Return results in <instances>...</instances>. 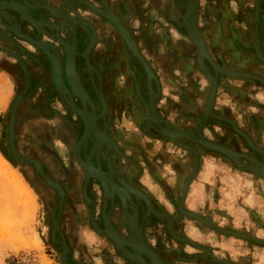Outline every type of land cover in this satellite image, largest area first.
Masks as SVG:
<instances>
[{
  "label": "flooded vegetation",
  "instance_id": "af4514ba",
  "mask_svg": "<svg viewBox=\"0 0 264 264\" xmlns=\"http://www.w3.org/2000/svg\"><path fill=\"white\" fill-rule=\"evenodd\" d=\"M15 1L20 2V0ZM181 1L182 0H166L164 3H162L160 2V0H149L148 4L150 7H153L157 16L162 17L163 20L167 21L170 26H173L176 32H181L182 29L184 30L183 26L181 25V20L184 16L186 3V1L183 0L184 10L181 14L179 12V4H182ZM105 2L108 5L109 11L114 13L119 18V20L122 22V24L125 26L129 34L133 38L138 51L150 66L152 73L154 74V77L156 79V82L151 79L152 86L151 89H148V77L143 66L137 58L131 57V53L128 49V46L125 44L118 30L109 20L101 17L96 12H94L90 8V6H87V3H89L93 8L104 9L102 5V0H79L78 2H76V4H82L78 7H75L76 13L78 8H82V16L77 13L81 17L80 24L82 25V29L78 27L76 31H74L75 35L72 29L70 30V32L64 31L60 35L61 39L68 44L67 47H69V45L72 46L71 44L74 38V40H76L75 51L78 55L75 56V68L80 76L83 90L86 92L88 99H85V102H83V97V101H80L75 96H72L71 98L75 106H77L79 109L83 110L85 108L88 119L89 116L93 115V118H95L96 129H98V131L101 132L102 135L104 134L117 147V149H115L114 145H109L108 139H106L108 141V143L106 142L107 146L105 143H99L97 138L96 146L93 149V145L97 136L95 137L93 134H91V136L87 137L86 140L80 145L78 149L79 156L82 162L85 163V167L87 169H94L97 171L100 170L104 173L107 182V190L111 192L112 197H104V189L102 184L95 178H86L83 167H81L77 161L75 154V146L84 132V121L80 118L78 114L71 111L65 101L67 98H60L55 92L54 86L50 87L49 74L51 72V68L50 64L45 60L39 59L38 63L34 61L38 68L36 74L40 76L39 83L41 84L42 90L45 92L48 86L49 90H52L50 91L51 93H46L48 96H46L45 99H42L41 103H39L38 101H36V99L32 97L34 93V87L32 86L31 80L32 74L30 75L31 70L29 68L28 63L26 62V66H28L29 68V70L27 68L28 75L26 77L27 89L26 91H24L22 95L23 99L19 103L16 110V117L14 122V146L21 156L29 157L38 161L44 175L49 180L57 183L62 189V193H59L55 188L51 187L46 182V180H44L36 172V169L32 164H20V167L24 169L22 174H24L32 189L36 192V194L39 196L44 205L48 222L47 241L49 243V246H51V249L54 250V252L57 254L63 252L62 242H65L67 246V250L65 253L67 258L66 264H76L74 262L75 257L77 262L82 261V264H87V262H89V264H96V261H101L103 256L105 257L107 262L112 257H115L117 255L122 257L121 254L116 250L113 242L103 235L104 218H107V216L111 225L115 228L116 231L120 233L122 238L127 241L130 240V228L127 217L129 216L132 222V226H136V228L133 230V235L134 237H136L135 241L137 243H135V246H138L139 244L146 245L154 251V253L162 264H167L166 258L164 257V252L162 251L159 242L161 239V235H159V230L167 234V236L175 243L179 244V247L181 245H185L188 242L185 236L183 235V223H181V220H184L185 218L184 216L179 218L177 207H175V209L173 210L175 214H172V216H170V227L172 233L178 238L176 239L168 232L166 223L164 221L158 223L154 216L150 214V212H147L145 201L140 198L141 196L137 194L138 199L136 201L134 199V195H132L131 193L135 192L134 190H132V187L135 188L136 190H138L149 198L153 209L160 213H164L163 209H161L157 205V203L150 198L145 189L139 184L138 180L140 170L138 169V167H136L134 156V150L136 151V147L134 145L137 143H134L133 131H137L143 136H150L152 138H156L155 140H164L168 142L171 141H169L165 136L160 135L158 133L156 129L157 127L154 125V123L153 126L156 128H146L145 108L136 94L135 87L138 88L140 95L146 103L148 102L149 93L152 94L154 98L157 94L156 100L154 101V98L152 99V101H154V108L156 109V113L158 117L164 120L172 130L175 129L185 132H191L192 134L197 135L196 131L203 122V115L202 112L196 113L197 110H194L191 105H185L187 110L183 111L182 115L184 117L180 118L181 116L178 115L179 122L177 121L174 124L170 123L165 118V115H163V113L159 111L158 105L160 104L164 96L163 85L161 84V80H159V78L157 77L155 68L147 58L146 54H148L147 52H149L153 56H155V59L165 69H167L169 66H175L179 68L182 72H186L187 70L186 63L188 62H186L184 58L190 62H193L194 68L198 72V75L204 77L206 82L208 83L206 99L208 97L210 83L205 77V75L198 69L196 63L197 50L195 45L187 37L186 33L185 35L191 44H185L181 46L180 42L174 43L175 45H171L172 39L169 37L170 34L168 30L164 27L162 28L161 26H158V31H151V26L154 25V21H149L148 25L147 21L144 18L139 24L141 26V30L139 31V33L141 32L140 34L142 37V41H144V44L146 46L145 50L142 47L141 43L138 41L135 32H133L129 26V23L132 22V19L134 20V18H136L137 20H139L141 18L137 13V7L141 6V4H138L140 0H105ZM199 2L200 0H198V6L196 11V24L198 30L203 36L207 53L209 57L213 59L212 61H214L223 70L244 73L247 75H255L264 79V70H262L264 68L261 67V65L264 64L260 63L256 59V55L254 52V0H251L253 52L248 51V55H246V60L244 61L245 65L243 64L241 67H226L224 63L222 64L220 62L221 60L219 61L216 56L211 54V50L215 49L216 51H221L226 49V51H228L229 49L223 46V44L227 42L228 44H230L229 46L232 47H230L232 55H243L245 51L241 50H244L243 45L245 43V36L247 35L242 30L231 29L233 24V18L227 15L228 13L226 9L223 14L220 5L218 6L219 12H217L216 14L217 20L213 22V26L211 24L206 25L207 29L214 28L215 32L219 30L226 32L227 37L225 39H218L217 37L219 36L213 34L214 32L212 34H209L211 32L207 33V29L205 31L198 25ZM11 3L13 6H20L24 10H28L30 8L26 3L23 5H19L18 3L13 2V0L9 2V4ZM118 3H125L132 7V18L126 19L125 17H123V15H121V13L118 11L120 5ZM0 5H2L3 7L2 3H0ZM70 8L71 10H73V7L70 6ZM262 8L264 9L263 4ZM56 12L58 16H61L62 11ZM0 15L5 17L6 22L11 20V18L6 13L2 12V14ZM72 16L74 17L72 13H69L66 17H64L67 22V25L70 28L76 23ZM237 18H239L240 20L246 19L244 13L240 14V12L238 13ZM227 19H231V27L230 21L228 22ZM41 22L43 23V21ZM226 23L229 26H227ZM36 24L39 27L40 23L36 22ZM49 26L56 29L58 33L63 31L61 28L62 26H54L53 24H49ZM9 27L10 30H15L19 32L20 35H25L41 42L49 41L54 44V42H52L48 36L37 35L35 30L31 27L30 28L33 31L25 29L22 23L20 24V30L18 24L13 25L11 22H9ZM263 29L264 11L260 13V19L258 24L259 38L261 39L260 46L264 54V31H262ZM227 31L231 34V37H228L229 35ZM208 35H210V37ZM5 41L8 43L14 42L16 45L12 44L13 48H11ZM56 46L60 54L61 59L59 64L63 72V65L65 63V52L62 46H59L58 44H56ZM18 47L24 48L25 50L34 51V48L26 40L12 35L10 31L5 30L3 28L0 22V48L4 50H9L12 54H17L20 53ZM174 49H176V52H173L175 51ZM86 50L89 52L88 62L92 67L91 70L88 69V66L86 65V62L83 57L79 56V53L84 54ZM172 52L177 56V58L174 57L173 60L170 57L168 58L167 56L170 55V53ZM167 58L169 60H167ZM207 67L212 73V69L208 64ZM128 68H130L133 72V76L128 71ZM5 69L12 72L19 71V73L21 74V89L16 94L17 96L24 90L25 87L26 79L24 77V74L19 66V63L16 61L14 62V64H7L6 62ZM121 75H125V77H122L123 80L120 81V84L123 85L122 87H119L118 78ZM186 75L187 79L190 82L188 84H190V86L194 88V82L197 81L196 77H192L191 71H188ZM219 75L220 74L217 75V79ZM234 78L250 82L252 80L239 76H235ZM192 79L193 82L191 81ZM253 81L254 83H256V85H245L244 82L243 86L245 88H248L249 90H252V92H255V94H257L261 90H263L264 92L262 84L256 80ZM65 85L67 90L70 92V87L67 85V83ZM149 90H151V92ZM189 92H192L193 94L195 93L193 90L191 91V88ZM177 95L179 97V101L181 103H184L183 91L179 90V93H177ZM66 97L69 98V95H67ZM100 98L103 100L104 106ZM193 98L194 97L189 96V104H193ZM82 102L85 104H83ZM91 104L94 108L93 112ZM53 107H55L56 109ZM10 109L7 116L5 117V120L3 121L5 135L3 137L2 146L5 151L9 153L11 160L15 162L12 158L9 146L6 143L9 129L8 122ZM85 111H83V113ZM212 112H214L213 105ZM125 114H127L129 118H132L134 124L136 125V128L132 130L126 129L125 131H123L119 128V126H117L116 123H114L116 120H120V127H124L123 120H125ZM217 115L221 116V114ZM220 118H223V116H221ZM188 120L191 122V125H187L186 123H184ZM237 126L245 131L244 128L240 127L239 125ZM206 128L212 129V131L214 132L213 134L210 133V137H207L204 134V130ZM92 129L89 131H94V129ZM202 133L206 140L209 139L212 140V142L215 141L218 144L220 143V145H223L225 147L227 146V148L229 147V149L231 148V150L233 149V151L235 150L236 152H240L241 154H248L250 156H254L255 158H257V160H261L260 155L256 151L252 150L246 144L245 140L239 134L232 130L230 124L227 122L208 117V121L202 125ZM55 140H59L64 147L62 155H60L59 152H55L54 150L53 144ZM183 141L184 144H186L187 146L193 147L197 150V158H199V154L202 151L205 153H212L216 156H221L219 153L207 150L193 141ZM127 150H130L129 155L126 154ZM186 152V154L189 155L191 160L192 154L188 151ZM223 160L229 161L225 157H223ZM240 160L243 164L254 166V164L247 159L241 158ZM262 160L264 162V158H262ZM90 163L92 164V167ZM108 163H110L109 167ZM88 165L90 167H87ZM122 181L125 182L126 186L122 184ZM113 182L118 187H114ZM117 192L121 196L127 197L125 200V206H122L120 199L116 195ZM147 213L149 214L148 216H146ZM53 217L57 221L56 228H54L53 226ZM151 224H155V226L157 225V227H151ZM136 229L139 231L138 235ZM150 236L152 237V239H150ZM150 240L153 241L151 242ZM179 247L177 249H179ZM129 250L132 251L131 249ZM201 254H203V251H201ZM140 255H142V257L146 260L147 264H150V261L146 257V255ZM209 255L210 254L208 253L206 254V257L209 258L208 260H210ZM58 259L60 263V258L58 257ZM123 259L126 261L127 264H134L125 258ZM152 260L154 264H158L155 259ZM204 261L206 263V260H201V264ZM223 261L228 262L226 260ZM217 263L212 262L209 264Z\"/></svg>",
  "mask_w": 264,
  "mask_h": 264
},
{
  "label": "crops",
  "instance_id": "0c3cea01",
  "mask_svg": "<svg viewBox=\"0 0 264 264\" xmlns=\"http://www.w3.org/2000/svg\"><path fill=\"white\" fill-rule=\"evenodd\" d=\"M165 1L166 0H160L162 3ZM203 1L207 3L210 0H200L198 8L199 22L209 25L211 24L213 26V22L217 20L216 14L219 12V5L223 11V14L226 9L228 13L227 15L232 17L226 0H212V6H203ZM43 2L56 7L58 10L63 8V5L59 0H43ZM39 7H42L41 3H36V5H34L35 9ZM242 9L244 10L245 6L242 7ZM77 13L82 16V8H78ZM43 14L44 12L42 11L32 13L33 17L38 20L41 19L40 17ZM49 20L54 23L53 25L61 26L60 22H57L53 19ZM230 20H228V22ZM38 22L40 25L37 28L38 31H41V26L43 23L41 21ZM52 23H47L46 25L49 26V24ZM22 25L25 29L32 30L26 23H22ZM227 26L229 25L227 24ZM208 31L211 32L209 34L214 32L213 34L219 36L217 37L218 39H225L227 37L226 32H223L222 30L215 32L214 28H211ZM62 33L63 32H60L58 35L60 38V34ZM227 33L229 35L228 37H231V34L228 31ZM208 36L210 37V35ZM229 45L230 44L227 42L223 44L224 47L229 49L228 51H226V49L221 51H216L214 49L211 50V54L216 56L217 59H220V56L217 54L225 53V51L230 53L229 51L231 50V46ZM28 51L32 52V54L36 56L33 50ZM22 59L25 63H28L31 70L30 75L32 74L31 80L32 86L34 87V93L32 97L41 103L42 99H45L46 96H48L46 93L49 94L52 90H49V86L46 88L45 92L42 90L41 84L39 83L40 76L36 74L38 71L36 63L26 57H22ZM10 60L14 62L13 59ZM167 60L169 59L167 58ZM184 60L188 62L186 63V72L191 71L192 77H196L197 80L200 79L199 77L201 76L198 75V72L194 68L193 62H190L185 58ZM189 63L192 67L190 70L187 66ZM49 77L50 87H53L54 85L52 84L53 79L51 72ZM184 78L187 80V75L182 76V83L186 82ZM217 80L218 86L213 104V113H216V116H219L217 114H221L223 118H226L232 122L233 120H231V118L234 115V112L238 114L237 110H240V114L246 115L248 118L252 117V115L255 116L257 118L256 121H253V125L250 123V127L245 128L246 132L239 128L234 122L233 123L237 128L241 129L249 136L252 143L258 149L264 152V102L258 100L257 102L259 104L256 105V100L254 98L255 92L245 88L243 86V80L235 78L228 79L227 76L223 74H220ZM191 81L193 82V79ZM182 83L175 87H177L180 91H183L184 103L179 101V97L178 99H175L174 102L169 101L170 108H173H171V110H173L171 113L173 114H171L169 117L165 114V118L172 124L178 121V115L181 116L180 118L184 117L182 115L183 111L187 110L185 105H191L194 110H197L196 113L202 112L203 115L204 104L208 90H206L205 94H193L192 92H189L190 88L187 85H183ZM189 96L195 98H193L194 101L192 100L193 104H189ZM248 98L252 99L254 102H246ZM159 107L160 104L158 105V109ZM159 111L161 110L159 109ZM239 118L242 119V115H239ZM247 122L248 121H246V123ZM184 123L191 125L189 120ZM210 133H214L212 129L206 128L204 130V134L207 137H210ZM133 134L134 143H137L134 145L136 147V151L134 150V156L136 167H138L140 170L138 180L139 184L145 189L150 198L154 200L161 209H163L165 214L172 216V211L175 209V207H177V204L180 200L183 184L192 170V156L190 160L189 155L185 154V152L182 151L178 145L173 144L172 142L164 140L151 141L152 137L145 136V138H150V143L146 144V142L142 140L140 133L133 131ZM126 154L129 155L130 150H127ZM246 155L257 160V158L254 156H250L248 154ZM259 155L260 157L264 158V154L260 153ZM223 161L224 160L221 158H216L215 155H211L203 151L199 154L197 172L188 185L183 208L202 217H208L219 228L243 233L245 235L264 240V180L250 172L238 170L235 165L234 166L237 168L238 172L240 171L241 175H234L233 173H230L228 178L226 172L222 170V167L226 166L223 165ZM259 161L263 162V160ZM251 167H255V164ZM236 186L238 188H236ZM156 192L157 194H155ZM134 199L136 200V198ZM150 205L152 206L151 202ZM181 217L179 216V218ZM184 218V220L191 222V225L185 224V221L181 220V223H183L182 232H186V229L189 226L193 229H196L198 233H201V238L199 240L193 238V241H195L193 242L185 233L187 236L185 238L187 239L188 243L179 247V244L175 243L167 236V234L159 230V235H161L159 242L161 249L164 252V257L166 258L167 264H201V260H206V263L204 261L202 264H209L215 262L211 260V258L226 260L228 261L226 264H264V245L257 244L253 241L236 236L219 233L208 226L202 225L196 220L189 219L185 216ZM156 220L158 223L163 221L158 219ZM150 226L154 227L155 224H151ZM49 247L51 248V246ZM178 247L179 249H177ZM201 251H203V254H199ZM207 253L210 254V260H208L209 258L206 257ZM98 261L100 262L99 264H124L126 262L119 255L112 257L110 260H108V262L104 256L101 261ZM74 262L76 264H82V261L77 262L76 257ZM87 264H89V262H87Z\"/></svg>",
  "mask_w": 264,
  "mask_h": 264
},
{
  "label": "water",
  "instance_id": "95a60500",
  "mask_svg": "<svg viewBox=\"0 0 264 264\" xmlns=\"http://www.w3.org/2000/svg\"><path fill=\"white\" fill-rule=\"evenodd\" d=\"M59 1L62 3L64 8H61V9L58 10L56 7H54L52 5H49L47 3H44L43 0H39V1H36V0H20V2L13 0V2H16L19 5H23L25 3L28 4L30 9L28 11H26V9L25 10L24 9L20 10V8L11 6L9 4L10 0H0V3H2L3 6H4V8H2L1 11L6 13L11 18V20L6 22L5 21V17L0 15V21H1V25L3 26V28L5 30L10 31V33L12 35L16 36V37H20V38L26 40L34 48V53L38 57V58L35 57L32 54V52H30L28 50H25L24 48H20V47H18L20 53H17V54H12L9 50H3L2 49V51L6 52L7 54H11L14 57V59L19 63V66H20V68H21V70H22V72L24 74L25 79L27 77L28 71L26 69V66L24 65V61L22 59H20V57L21 58L22 57H26L28 59H31V60L35 61L36 63L39 62V59L45 60V61H47L50 64L51 74H52V78H53L52 82H53V85H54L55 92L57 93V95L59 97H62L63 99H65V94H63V91L67 95H69L70 92L73 93L74 90L76 91V89H75L76 85H77L76 88L78 87L82 91V87H81L80 81L78 79V75L76 74L75 66H74V57H75V55H77V53H71V55H70L71 59L69 60V52L65 48V45L67 43L64 40H62L61 38H59L58 35H59L60 32L58 33L56 29H51L46 24L47 23H52L49 19H53V20H56L57 22H60V24L62 26V27L61 26L60 27L63 30L62 32H64V31L70 32L71 28L67 25V22H66L64 17H66L69 13H72L74 15V17L73 16L72 17L77 22V23H75V26H74L73 30L76 31V29L78 27L80 29H82V27L78 24L80 16L75 12V7H78V6L82 5V4H79V3L76 4V2L79 1V0H59ZM68 1L71 3L70 6L73 7V10H71L70 6L66 3ZM185 1H186V3H185V12H184V19H183V24L185 25V29H186L185 33L190 38V40L194 43V45L196 46V49H197L196 61H197L198 68L200 70H202L203 74L206 76V78L208 79V81L210 83V89H209L208 97L206 99L205 108H204L203 122H202L201 126L198 128V130L196 131L197 135H195V134L192 135L191 132H185V131H180V130H177L178 131L177 134L170 133V132H165V131H163L164 128L161 125H159L156 120H154L155 121L154 125L157 126L160 130H162V131L159 132L158 128L154 127L153 124L150 123V121L148 120V116H149L148 105L151 102L150 93L148 92L149 93L148 94V102L146 103L144 101V99L141 97V95L139 94L138 89L135 87L136 94L139 97V99L141 100V102L143 103L144 108H145L146 128H149V126H150V128H156L160 135L165 136L167 139L173 141V143L175 142L176 145H178L179 147L187 150L193 156V169H192L191 174L186 178V180H185V182L183 184L182 191H181V198H180V200H179V202L177 204V210H178V213H179L180 217L181 216H185V217H187L189 219L197 220L202 225L208 226V227L214 229L215 231H217L219 233L236 236V237H239V238H243V239H247V240L253 241V242L257 243V244L264 245V240H261V239H258V238H254V237H251L249 235H245L243 233H239V232H235V231L219 228L208 217H204L203 216L204 217L203 218L202 216H200L198 214H195V213H192V212H190V211H188V210L183 208V203H184V200H185V196H186V191H187L188 185H189V183L191 182V180L193 179L194 175L197 172V168H198L197 154H198V152L193 147H190V146H187V145L185 146V145L177 143L176 140H190V141H193V142L199 144L200 146H202L203 148H205L207 150L217 152V153H219V154H221L223 156H227V157H229L231 159V161L238 168V170L250 172V173H252V174H254V175H256V176H258V177H260V178H262L264 180V170H262V168L264 167V162H260L259 160H256V159H254L252 157L249 158L246 154H242V156L240 158H244V159H247V160L251 161L257 167L254 168V167H251V166H247V165L241 163L240 160L237 157H235V155L236 156L239 155L238 153H236V152H234V151H232V150H230V149H228V148H226L224 146L216 144L214 142L207 141V140H205L202 137V125L205 124L208 121V117L214 118V116H216V115H214L212 113L211 107H212V105L214 103V99H215V96H216V91H217V86H218V83H217V75L218 74H223V75H226V76H229V77L230 76H239V77H245V78H249V79H252V80H256V81H258V82H260L262 84L263 88H264V79H262V78H260L258 76H255V75H246L244 73L232 72V71L231 72H227L226 70H223L218 65H216V63H214L212 61V59L209 58V55L207 54V51H206V47L204 45L203 36L200 33V31L197 29V24H196V22H197V13H196V10H197L196 4H197V2L195 0H185ZM261 1H262V4L264 5V0H261ZM36 3H41L42 7H39V8H36V9L35 8L32 9V6L36 5ZM4 4H6V5H4ZM74 4H76V5H74ZM102 5H103L104 9H100V8H97V9L92 8V9L95 10L97 12V14L100 15L101 17L109 20L114 25V27L118 30V32L122 36L125 44L128 46V49H129V51L131 53V57L137 58L138 61L143 66V68H144V70H145V72L147 74V77H148L147 78V88L151 89L152 84H151V80H150V83H149V80H148L149 79V75L151 74V76L153 78L152 80H154L155 82H156V79L154 77V74L152 73V70H151L150 66L145 61V59L140 54V52L138 51L136 43L134 42L133 38L131 37V35L129 34V32L125 28V26L122 24V22L119 20V18L114 13L109 11L108 5L105 2V0H102ZM87 6L92 7L89 3H87ZM257 6H258V10H260L259 5H257L255 3V12L257 11ZM39 11L44 12V14L41 15V17H40L41 19L38 20V19H35L33 17L32 13L39 12ZM54 11H59V12L62 11L61 16L56 15V13ZM38 21H43V25L41 26V29H42L41 31H38L37 28L35 27V22H38ZM9 22H11L13 25L18 24L19 30H20V24L21 23H26L27 25H29L31 28H33L35 30L37 35H46V36H48L49 39L52 42H54V44L53 43L41 42L39 40L32 39L31 37H28V36H25V35L17 36V34L14 31L10 30ZM52 24H54V23H52ZM54 26H56V25H54ZM74 31H73V33L75 35ZM74 39H73V41H74ZM6 43L11 48H13L12 44L16 45L14 42H12V43L6 42ZM56 44H58L59 46H62L63 50L65 52L64 79L62 77V72H61L58 64L55 65V63L53 61V57H51L53 51H56L57 53H59ZM254 51H255L256 57H258L260 60H264L263 51L261 49V46H259V44L257 45V43H254ZM79 56L83 57V59L86 62V65L89 68H92L91 65L88 62L87 55L79 54ZM59 57H60V54H58L57 60L60 59ZM68 60L72 61V69H73V71L75 73V76H76L75 77L76 78V80H75L76 85L72 84L70 82V77L68 75V67H67ZM207 64L211 67L212 73L209 71V68L207 67ZM128 71L130 72V74L132 76L134 75L130 68H128ZM227 73H229L230 75H227ZM64 80L67 82L68 86L70 87V92L67 90V88L65 86V83H64ZM26 89H27V81L25 82V87H24L23 92L26 91ZM77 91H79V90L77 89ZM21 94H22V92L19 93L16 96L15 100L12 103V106H11V109H10V113H9V122H8L9 129H8V137L6 139V143L9 146V150L11 152L12 158H13V160L16 163L32 164L35 167L36 172L44 180H46V182L51 187L55 188L59 193H62L61 187L57 183L49 180L44 175V173L42 172V170L40 168V164H39L38 161H36L35 159H32V158H29V157L21 156L18 153V151L16 150L15 146H14L13 137H14L15 112H16V108H17V105H18V101L21 100ZM78 99L80 100V98H78ZM65 101H66L67 105L69 106V108L71 109V111L76 113V114H78L80 116V118L84 121V132H83L81 138L79 139L78 143L81 142V140L84 138L86 133L89 134V137L91 136V134H93L96 137L95 131H92L91 134L88 132L89 131V128H88L89 127V123L87 121L88 118H87V115H86V117H85V115L83 117V115L81 114V111H83V110H81L77 106H75L74 103L72 101H70L69 99H66ZM102 104H103V101H102ZM91 107H92V112H93L94 108H93L92 105H91ZM84 110H85V108H84ZM151 110H152V112H156L154 107H152ZM216 117L220 118L218 116H216ZM216 120H221V121H225V122L229 123L231 128H232V130L234 132H236L237 134H239L245 140L246 144H248L249 147H251L254 151H258V152L260 151V153H261V150L260 149L258 150V148L250 141V138L247 136V134L244 133L243 131L239 130L234 125V123L232 121H230V120H228L226 118H220V119H216ZM95 127H96V125H95ZM147 130H149V129H147ZM106 139H108V138L106 137ZM96 142H97V137H96V140L94 142L93 149L96 146ZM77 144L75 146L76 158H77V161L80 164V166L83 167L85 175H86V178L91 177V178H95V179L99 180V182L102 184L103 189H104V197H106V198H107V196L112 197L111 192H109L107 190V185L105 183L104 177L101 176V175H96L95 173L92 172L93 170H89V169H87L84 166L85 163L82 162V160H81V158L79 156V151L77 150ZM113 145H114V148L117 149V147H116V145L114 143H113ZM106 146H107V144H106ZM93 149H92V151H93ZM261 160H262V157H261ZM109 166H110V163H108V167ZM100 173L103 174V172H101V171H100ZM122 184L126 186L124 181H122ZM113 185H114V187L115 186L118 187L116 184H114V182H113ZM132 190L135 191V193L133 192V195L135 197H137V194H139V195H141L143 197L142 199L145 201L147 212L150 210L151 214L156 219H158L160 221H162L161 218H164L166 220V227L168 229V232L174 238L178 239L172 233L171 227L168 224V220L170 219V215H167L165 213H157L153 208L150 207V202H149L148 197L146 195L142 194L141 192H139L138 190H136L133 187H132ZM116 195L121 200V203H122V206H123L124 205V200H123L122 196L119 193H117ZM60 198H61V196H60ZM148 215L149 214L147 213L146 216H148ZM127 217H128V223H130L132 225V222H131L129 216H127ZM53 226H54V228L57 227V221L55 220L54 217H53ZM103 232H104V235L107 238H109L110 240L113 241L117 251L121 254V256L123 258L129 260L130 262H132L134 264H147L146 260L141 255L134 254L135 252H137V249H136V246H135L136 241H135V237L133 236L132 230H130V241L125 240L124 238H122L119 235H117L116 231L114 230V228L111 225V223H110V221L108 219V216H107V218H104V230H103ZM179 240H181V239H179ZM62 247H63V252L58 254V256L60 258V263L59 264H66V259L67 258H66V254L65 253H66V250H67V246H66L65 242H62ZM129 249H131L132 251H130ZM143 249H144L143 254L146 255V257L149 259L150 264H153L152 258H154L157 261L158 264H161L160 260L158 259V257L156 256V254L154 253V251L152 249H150L147 246H143ZM211 260H213L215 262H218V263H221V264H226L225 261L220 260V259L211 258Z\"/></svg>",
  "mask_w": 264,
  "mask_h": 264
},
{
  "label": "rangeland",
  "instance_id": "374dc122",
  "mask_svg": "<svg viewBox=\"0 0 264 264\" xmlns=\"http://www.w3.org/2000/svg\"><path fill=\"white\" fill-rule=\"evenodd\" d=\"M148 3L149 0H140L138 4H141V6L137 7V13L141 18L139 20L134 18V20L132 19V22L129 23L130 29L135 32L138 41L141 43L144 49L146 48V46L144 44V41H142V37L140 34L141 32L139 33V31L141 30V26L139 24L144 18L147 21L148 25L149 21H154V25L151 26V31H158V26L166 28L170 34L169 37L172 39L171 45H175L174 43L180 42L181 46L185 44H191L188 41L185 35V31L183 29L181 30V32H176L173 26H170L169 23L167 21H164L162 17L157 16L153 7H150ZM181 3V5L179 4V12L182 14V11L184 10L183 0L181 1ZM204 3L205 2L203 1V6H212V0L208 1L205 4ZM226 3L230 8V13L233 18V24L231 29L242 30L247 35L245 36L244 40V50H241L245 52L243 53V55H232L231 50L229 51L230 53L225 51V53L217 54V52H215L217 55L220 56L219 61L221 60L220 62L222 64L224 63L226 67H241L243 64L245 65L244 61L246 60L245 57L246 55H248V51L253 52L251 0H226ZM118 4H120L118 11L121 13V15H123V17H125L126 19L132 18V7L125 3ZM244 6L245 9L243 10L242 7ZM239 12L240 14L244 13L246 18L245 20H240L239 18H237ZM198 25L200 28L206 31L207 25L205 23H201L198 21ZM262 31H264V29ZM206 32L208 33L209 31ZM174 50L175 51L173 52H176V49ZM173 52L170 53V55L168 56V58L170 57L172 60L174 59V57L177 58V56ZM147 53V58L153 64L157 73V77L159 78V80H161V84L163 85L164 96L162 99V103L160 102L159 109L161 110L163 115L166 114V116L169 117L171 116V114H173L171 113L173 112V110H170L169 101L174 102L175 99H178L177 93H179V89L175 86H178V84L182 83L181 78L183 75H186L185 73L187 72H182L179 68L175 66H169L167 69H165L155 59V56H153L149 52ZM9 58L13 59L14 62L16 61L11 54H7L6 52L2 51V48H0V146L2 145L3 137L5 135L3 121L5 120V117L9 112V109L16 94L21 89V74L19 73V71L12 72L5 69L6 62L7 64H14V62H12ZM187 66L189 70L192 69L190 63L187 64ZM261 67L264 68V65H261ZM122 77H125V75L119 76V87H122L123 85L120 84V81L123 80ZM234 77L227 76L228 79ZM199 78L200 79L194 82V88H192V86L188 84L190 83L188 79L186 80L184 78L186 82L182 84L189 86L191 88V91L193 90L197 95L198 93L205 94L208 88V83L206 82L204 77L201 76ZM244 82L245 84L256 85L253 80H251V82ZM254 98L256 100V105L259 104L257 102L258 100L264 102L263 90L255 94ZM246 102L252 103L254 101L248 98ZM166 107L168 108V110ZM237 112L238 114L234 112V115L232 116L231 120H233L237 125L244 129L246 127H250L253 121H256L257 119L253 115L252 117L248 118L246 115L240 114V110H237ZM239 115H242V119L239 118ZM246 121H248V124L246 123ZM120 122V120H116L114 123H116L117 126H119V128L123 131H125L126 128L131 130L136 128V125L134 124L132 118H129L127 114H125V120H123L124 127H120ZM141 137L142 140L146 142V144L150 143V138H145V136L143 135H141ZM155 139L156 138H151V141H154ZM53 146L55 152H59L60 155L63 154L64 147L59 140H55ZM179 148L184 151L185 154L187 153V150L181 147ZM209 154L213 155L212 153ZM215 157L221 158L223 160V157L221 156L215 155ZM1 158L4 159L0 154V159ZM4 161L5 164L0 161V264H59L58 254L55 253L54 250L49 247V243L46 240L48 222L45 208L41 199L32 189L24 174H22L24 169L20 167V164H16L13 161V164H11L5 159ZM223 163V165L226 166L222 167V170L226 172L228 178L230 173H233L234 175H241L240 171H237V168L234 166V164L226 160H224ZM226 168H228L229 170ZM236 188L238 187L236 186ZM155 194H157V192ZM172 212L173 214H175L174 211ZM184 221L185 224L191 225V222L187 220ZM155 227H157V225ZM185 233L187 234V236H189L188 238L192 241L193 238L197 240L201 238V233H198L196 229H193L189 226L187 227L186 232L183 231V235ZM186 234L184 235L185 237H187ZM150 239H152V237ZM150 241L152 242V240ZM96 263L99 264L100 262L97 260ZM124 264L127 263L125 262Z\"/></svg>",
  "mask_w": 264,
  "mask_h": 264
},
{
  "label": "bare ground",
  "instance_id": "6f19581e",
  "mask_svg": "<svg viewBox=\"0 0 264 264\" xmlns=\"http://www.w3.org/2000/svg\"><path fill=\"white\" fill-rule=\"evenodd\" d=\"M11 1V0H10ZM196 2H197V4H196V8H197V6H198V0H195ZM78 2V1H77ZM67 3V2H66ZM69 3V4H68ZM68 5L70 6V2L68 1ZM82 3V2H81ZM255 3L257 4V5H259V7H260V10H258V6H257V11L255 12ZM80 4V3H79ZM4 5H6V4H4ZM11 6H13L12 5V3L10 4ZM14 7H16V6H14ZM253 7H254V14H253V25H254V43H257V45L259 44V46H260V41H261V39L259 38V30H258V24H259V19H260V13L262 12V11H264V9L262 8V1L261 0H254V4H253ZM2 8H4V6L2 7V5H0V14H2V11H1V9ZM17 8H20V10H22L23 8L22 7H17ZM34 8V6H32V9ZM91 9L93 8V7H90ZM30 9V8H29ZM28 9V10H29ZM94 9H96V8H94ZM27 9H26V11H28ZM93 10V9H92ZM94 12H96L95 10H93ZM197 11V10H196ZM55 13H56V15H58L57 14V12L56 11H54ZM4 13V12H3ZM97 13V12H96ZM183 19H184V16H183ZM183 19L181 20V25L183 26V28H184V30L186 31V29H185V25L183 24ZM80 20H81V17H80V19H79V22H78V24L82 27V25L80 24ZM38 23V22H37ZM77 23V22H76ZM74 26H75V24L71 27V29L73 30L74 29ZM35 27L37 28L38 26H37V24H36V22H35ZM50 27V26H49ZM50 28H52V27H50ZM52 29H54V28H52ZM198 29V28H197ZM12 31H14L17 35H19V36H21L20 34H18V32L17 31H15V30H12ZM74 31V30H73ZM122 37V36H121ZM188 37V36H187ZM189 38V37H188ZM123 39V38H122ZM190 39V38H189ZM191 41V40H190ZM192 42V41H191ZM46 43H48V42H46ZM193 43V42H192ZM64 44V43H63ZM194 44V43H193ZM72 46H70L69 45V47H67V44L65 45V48H66V50L69 52V60L71 59V53H77L76 51H75V45H76V40H74V41H72V44H71ZM205 45V44H204ZM196 47V46H195ZM89 48V47H88ZM88 50V49H87ZM85 51V53H84V55H87V58H88V51ZM197 50V49H196ZM207 51V50H206ZM255 52V51H254ZM58 54L59 53H57L56 51H53V53H52V55H51V57H53V61H54V63H55V65H57L58 64V66H59V68H60V70H61V66H60V64H59V62H60V59H58L57 60V57H58ZM79 54H82V53H79ZM197 54V53H196ZM208 54V53H207ZM78 55V54H77ZM83 55V54H82ZM256 55V54H255ZM264 55V54H263ZM76 56V55H75ZM204 58V57H203ZM210 58V57H209ZM20 59H21V57H20ZM256 59L260 62V63H262V64H264V60H260L258 57H256ZM68 60V63H67V67H68V75H69V77H70V82L72 83V84H75L76 85V83H75V80H76V76H75V73H74V71H73V69H72V61H69ZM213 60V59H212ZM65 61V60H64ZM214 62V61H213ZM53 63V64H54ZM196 63H197V61H196ZM215 63V62H214ZM24 65L26 66V63L24 62ZM64 65H65V63H64ZM63 65V66H64ZM217 65V64H216ZM74 66H75V57H74ZM198 66V65H197ZM26 69H27V66H26ZM88 69H91V68H89L88 67ZM199 69V68H198ZM200 70V69H199ZM28 71V70H27ZM75 71H76V74L78 75V79H79V81H80V84H81V80H80V76H79V74H78V72H77V70H76V68H75ZM201 72H202V70H200ZM61 72H62V70H61ZM227 72H231V71H227ZM203 73V72H202ZM28 75V74H27ZM63 75H64V68H63V72H62V77H63ZM227 75H230L229 73H227ZM247 75V74H246ZM206 77V76H205ZM233 77V76H232ZM53 79V78H52ZM151 79H153L152 78V76H151V74L149 75V83H150V80ZM26 81H27V79H26ZM25 81V82H26ZM64 83H65V81H64ZM67 83V82H66ZM65 83V84H66ZM68 85V84H67ZM74 85V86H75ZM66 86V85H65ZM77 86V85H76ZM76 86H75V89H76V91L74 90L73 91V93L72 92H70L69 93V98L68 97H66L67 96V94L63 91V94H65V98H67V99H69L70 101H72V96H75V97H78V98H80V100L81 101H83V102H85V99H88V96H87V94H86V92L83 90V87H82V84H81V87H82V91L77 87L76 88ZM137 88V87H136ZM77 89L79 90V91H77ZM138 89V88H137ZM150 92H151V90H149ZM139 92V91H138ZM23 91H22V94H21V100L20 101H18V105H19V103L22 101V99H23V97H22V95H23ZM140 94V93H139ZM156 97H157V94L155 95ZM84 99H83V98ZM142 97V96H141ZM156 97L154 98V96L152 95V94H150V98H151V102H150V104L148 105V110H149V116H148V120L150 121V123H154L155 121L154 120H156L157 121V123L159 124V125H161L164 129H163V131H165V132H170V133H175V134H177V130H175V129H171L170 127H169V125L167 124V123H165V121L164 120H162V119H160L159 117H158V115H157V113L156 112H152V110H151V108L152 107H154V101L156 100ZM60 98H62V97H60ZM139 98V97H138ZM154 98V101H152V99ZM83 99V100H82ZM101 99V98H100ZM102 100V99H101ZM140 100V99H139ZM103 101V100H102ZM141 101V100H140ZM73 102V101H72ZM82 102V103H83ZM89 102V101H88ZM142 103V102H141ZM83 104H85V103H83ZM143 104V103H142ZM18 105H17V107H18ZM75 105V104H74ZM92 105V104H91ZM103 105H104V102H103ZM144 106V105H143ZM205 106V105H204ZM155 109V108H154ZM16 110H17V108H16ZM156 110V109H155ZM211 110H212V107H211ZM83 111H85L84 109H83ZM83 111H81V114L83 115V117H84V115H85V117H86V112H84L83 113ZM213 113V112H212ZM203 115H204V111H203ZM15 117H16V112H15ZM88 118V117H87ZM214 118L215 119H220V118H217L216 116H214ZM86 119V118H85ZM90 120V121H89ZM88 121V123H89V130H91L92 128L94 129V131H95V135L97 136V138H98V141H99V143H102V144H106V142L108 143V141L106 140V137H105V135L103 134H101V132H99L98 131V129H96V127H94L95 126V118H93V115H91V116H89V119L87 120ZM15 122V121H14ZM145 124H146V121H145ZM157 127V126H156ZM149 128H150V126H149ZM158 128V127H157ZM92 129V130H93ZM158 131L160 132V131H162V130H160L159 128H158ZM90 134L92 133V131H88ZM245 133V132H244ZM192 134V133H191ZM193 135V134H192ZM248 136V135H247ZM87 137H89V134H87L86 133V136H84V138L81 140V142H79L78 144H77V150L79 149V147H80V145L82 144V142H84L85 140H86V138ZM202 137H203V135H202ZM249 137V136H248ZM204 138V137H203ZM13 139H14V137H13ZM205 139V138H204ZM169 140V139H168ZM206 140V139H205ZM169 141H171V140H169ZM207 141H209V140H207ZM250 141H251V139H250ZM171 142H173V141H171ZM176 142L177 143H179V144H182V145H185L186 146V144H184V141L183 140H176ZM210 142H212V141H210ZM252 142V141H251ZM175 143V142H174ZM214 143H216V142H214ZM102 144H101V146H102ZM110 144H112L113 145V143L109 140V145ZM216 144H218V143H216ZM220 145V144H219ZM248 145V144H247ZM100 146V147H101ZM221 146H223V145H221ZM100 147H99V149H100ZM225 147V146H224ZM227 148V147H226ZM251 148V147H250ZM229 149V148H228ZM231 150V149H230ZM253 150V149H252ZM259 150V149H258ZM79 151V150H78ZM233 151V150H232ZM234 152H236V151H234ZM256 152H258V151H256ZM92 153H93V151H92ZM96 153V152H95ZM236 153H238V152H236ZM259 154H260V151L258 152ZM239 155L238 156H236L235 155V157H237L239 160L241 159L240 157L242 156V154L241 153H238ZM261 154H264V152H262V150H261ZM226 158H228L230 161H231V159L229 158V157H227V156H225ZM249 157V156H248ZM250 158V157H249ZM0 161L3 163V164H5V161H4V159H0ZM232 162V161H231ZM240 162H241V160H240ZM261 162V161H260ZM192 163H193V156H192ZM233 163V162H232ZM242 163V162H241ZM19 164H21V163H19ZM91 164V163H90ZM85 166V165H84ZM87 167H90L89 165L87 166ZM91 167H92V164H91ZM255 167H257L256 165H255ZM254 167V168H255ZM192 169H193V166H192ZM94 170V169H93ZM262 170H264V167L262 168ZM96 171V172H95ZM93 173H95L96 175H101V176H103L104 177V179H105V176H104V173L102 174V173H100V170L99 171H97V170H94V171H92ZM191 172H192V170H191ZM191 172H190V174H191ZM189 174V175H190ZM188 175V176H189ZM187 176V177H188ZM99 181V180H98ZM105 183H106V185H107V182H106V179H105ZM131 189V188H130ZM118 193V192H117ZM116 193V194H117ZM132 193V195H133V192H131ZM135 193V192H134ZM111 195V194H110ZM141 196V195H140ZM107 197H109L110 198V196H107ZM122 198H123V200H124V205L123 206H125V200H126V198L127 197H123L122 196ZM134 198H136V200L138 199L137 197H135L134 196ZM140 198H143L142 196L140 197ZM181 198V197H180ZM149 200V199H148ZM121 201V200H120ZM150 207L152 208V206L150 205ZM148 212H150V210L148 211ZM157 212V211H156ZM157 213H159V212H157ZM150 214H151V212H150ZM204 218V217H203ZM165 223H166V220L164 219V218H161ZM197 221V220H196ZM130 222V221H129ZM199 222V221H198ZM168 224L170 225V219L168 220ZM134 227V228H133ZM114 228V227H113ZM129 228H130V230H132V233H133V230L136 228V226H132L130 223H129ZM114 230H115V228H114ZM137 230V229H136ZM116 231V230H115ZM116 233H117V235H119L120 237H122L117 231H116ZM139 234V231L137 230V235ZM103 235H104V232H103ZM105 236V235H104ZM134 236V235H133ZM106 237V236H105ZM135 240H136V237H135ZM112 241V240H111ZM128 241H130V240H128ZM113 242V241H112ZM114 244V243H113ZM137 244V243H136ZM143 246H146V245H138V246H136V249H137V252H135L134 254H143V252H144V249H143ZM116 248V247H115ZM117 250V249H116ZM140 250V251H139ZM142 256V255H141ZM152 259H154V258H152ZM67 260V259H66ZM154 264V263H153ZM162 264V263H161Z\"/></svg>",
  "mask_w": 264,
  "mask_h": 264
},
{
  "label": "trees",
  "instance_id": "16d2710c",
  "mask_svg": "<svg viewBox=\"0 0 264 264\" xmlns=\"http://www.w3.org/2000/svg\"><path fill=\"white\" fill-rule=\"evenodd\" d=\"M0 154L2 155V157L8 161L9 163L13 164L11 157L9 155V153L7 151H5V149L3 148V146H0Z\"/></svg>",
  "mask_w": 264,
  "mask_h": 264
}]
</instances>
